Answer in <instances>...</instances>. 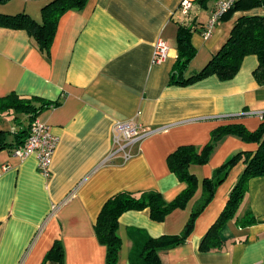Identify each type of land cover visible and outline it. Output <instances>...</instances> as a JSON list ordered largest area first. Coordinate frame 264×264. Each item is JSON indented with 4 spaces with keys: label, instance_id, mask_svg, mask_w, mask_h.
Wrapping results in <instances>:
<instances>
[{
    "label": "crops",
    "instance_id": "0c3cea01",
    "mask_svg": "<svg viewBox=\"0 0 264 264\" xmlns=\"http://www.w3.org/2000/svg\"><path fill=\"white\" fill-rule=\"evenodd\" d=\"M49 1L10 0L0 4V13L23 12L40 23V10ZM181 1L87 0L61 15L48 50H40L23 30L0 28V97L15 93L49 102L37 117L57 139L47 177L39 172L35 155L20 159L12 155L13 148L0 150V264H41L55 242L63 246L65 264H105V247L94 226L111 196L155 190L170 202L186 186L167 165L176 148H202L224 125L258 128L264 85L253 77L256 56H245L230 80L211 75L187 85L170 83L179 74L174 71L176 32L186 21L178 11ZM189 1L195 55L182 78L198 72L219 51L240 17L264 16V8L234 11L203 38L216 1L205 7ZM158 40L166 43L168 54L152 64ZM18 119L27 125L24 117ZM129 120L158 131L134 145L133 156L123 163L118 154L107 156L114 125ZM19 128L10 115L0 119L9 143L14 144ZM256 149L255 142L224 136L206 163L188 167L196 188L183 208L161 222L153 221L147 209L122 213L116 264H134L133 246L140 247L146 237L182 234L202 197L203 181L237 152ZM243 169L242 161L235 163L185 240L159 252L163 264H264V176L248 181L236 212L218 229L219 248L200 249ZM248 214L254 221L243 225Z\"/></svg>",
    "mask_w": 264,
    "mask_h": 264
},
{
    "label": "trees",
    "instance_id": "16d2710c",
    "mask_svg": "<svg viewBox=\"0 0 264 264\" xmlns=\"http://www.w3.org/2000/svg\"><path fill=\"white\" fill-rule=\"evenodd\" d=\"M8 1L10 0H0V4H6ZM86 1L51 0L43 5L40 10V23L23 12L16 14L0 13V28L23 30L35 39L40 50H48L61 15L68 10L82 8ZM196 1L205 7L206 4L217 0ZM254 8H264V0H237L220 19L234 11ZM194 31L195 28L190 27L187 21L177 28V57L174 71L179 74L176 77L172 75L170 83L187 85L211 75L217 76L222 81L230 80L240 69L243 58L247 55H254L258 64L253 71V77L259 85H264V16L240 17L219 51L198 72L190 77L182 78V72L186 70L187 65L195 55V50L191 44V35ZM49 105V102L36 98H22L15 93L0 97V119L10 115L11 121L17 126H21L13 132L14 144L6 141L8 132L0 131V150L21 145L28 136L31 120L37 117L41 109ZM19 117H24V120H27V125L22 126L18 121ZM227 135H234L244 141L255 142L257 149L254 152H237L219 166L210 179L203 181L202 197L192 210L182 234L178 236L165 235L158 238L146 237L140 247L134 244L132 261L136 258L134 264H163L159 252L172 248L185 240L192 228L194 218L209 203L216 187L223 181L230 168L235 163L242 161L244 169L230 190L223 211L200 243L201 250L219 248L218 229L224 221L236 212L247 191L248 181L254 177L264 176V115H262V121L258 128L254 131L247 130L241 124L224 125L211 132L209 141L202 148L182 145L169 154L167 165L170 171L175 174L178 181L186 185L170 202L164 200L163 196L155 190L139 194L120 191L111 196L102 206L94 226L98 243L105 247V264H116L117 262L120 239L116 230L120 215L127 211L147 209L153 221L161 222L173 210L183 208L196 188V180L188 172V167L192 164L206 163L218 141ZM253 221V217L248 214L240 222L247 225ZM47 261L65 264L64 249L61 243L55 242L50 247L41 264H45Z\"/></svg>",
    "mask_w": 264,
    "mask_h": 264
},
{
    "label": "built area",
    "instance_id": "2783aa9c",
    "mask_svg": "<svg viewBox=\"0 0 264 264\" xmlns=\"http://www.w3.org/2000/svg\"><path fill=\"white\" fill-rule=\"evenodd\" d=\"M237 0H217L212 15L208 20L204 30L203 38H207L213 32L214 26ZM191 9L189 0H182L178 6V11L182 16L186 17ZM168 54V47L165 42L158 40L154 46L151 63L156 64L163 61ZM264 113L261 114L262 117ZM155 130H144L143 126L136 121L129 120L125 122H117L112 130V149L107 157L120 155L123 162L128 161L132 157L131 149L134 145L139 144L144 138L155 133ZM57 139L51 134L48 126L35 117L29 125V133L24 142L12 149L14 157L23 159L28 155H35L39 172L43 176H49L50 164L56 147Z\"/></svg>",
    "mask_w": 264,
    "mask_h": 264
},
{
    "label": "rangeland",
    "instance_id": "374dc122",
    "mask_svg": "<svg viewBox=\"0 0 264 264\" xmlns=\"http://www.w3.org/2000/svg\"><path fill=\"white\" fill-rule=\"evenodd\" d=\"M216 3V2H215ZM120 156V155H119ZM132 156H133V154H132ZM121 157V156H120ZM122 158V157H121ZM122 162H123V160H122ZM123 163H125V162H123Z\"/></svg>",
    "mask_w": 264,
    "mask_h": 264
}]
</instances>
